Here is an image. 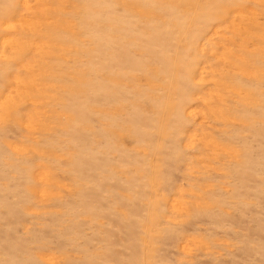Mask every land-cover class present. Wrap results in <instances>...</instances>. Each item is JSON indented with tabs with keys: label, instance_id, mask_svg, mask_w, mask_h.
<instances>
[{
	"label": "rangeland",
	"instance_id": "374dc122",
	"mask_svg": "<svg viewBox=\"0 0 264 264\" xmlns=\"http://www.w3.org/2000/svg\"><path fill=\"white\" fill-rule=\"evenodd\" d=\"M0 264H264V0H0Z\"/></svg>",
	"mask_w": 264,
	"mask_h": 264
}]
</instances>
